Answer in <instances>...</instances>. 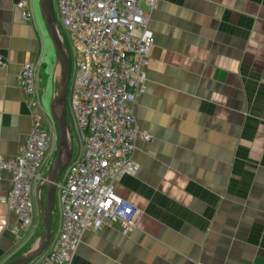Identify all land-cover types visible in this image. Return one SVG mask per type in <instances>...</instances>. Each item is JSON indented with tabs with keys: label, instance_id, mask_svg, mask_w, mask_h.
<instances>
[{
	"label": "crops",
	"instance_id": "1",
	"mask_svg": "<svg viewBox=\"0 0 264 264\" xmlns=\"http://www.w3.org/2000/svg\"><path fill=\"white\" fill-rule=\"evenodd\" d=\"M17 2L0 0V55L9 61L0 73V156L20 153L36 103L53 130L45 179L57 151L50 105L61 65L42 0H29V20ZM138 2L155 43L133 110L152 139L137 141L136 169L116 191L142 216L128 234L119 225L87 230L71 264H264V0ZM29 62L37 64L34 96L19 84ZM12 187L11 174L0 172V264L31 252L43 234V180L33 193V226L20 242L13 232L19 218L2 202ZM61 225L56 188L46 252Z\"/></svg>",
	"mask_w": 264,
	"mask_h": 264
},
{
	"label": "built area",
	"instance_id": "2",
	"mask_svg": "<svg viewBox=\"0 0 264 264\" xmlns=\"http://www.w3.org/2000/svg\"><path fill=\"white\" fill-rule=\"evenodd\" d=\"M155 8L156 0H146ZM29 0H18L25 20ZM63 27L68 31L78 73L71 88L70 108L82 146L79 157L57 184L62 225L53 248L36 264H71L87 230L119 225L128 234L138 227L142 210L121 197L116 185L133 173L131 157L137 141H150L138 126L133 106L144 91L146 69L155 43L149 16L138 0H58ZM9 61L0 55V73ZM36 63H25L19 84L29 95L37 89ZM31 129L17 156H0V172L12 176L13 187L2 199L16 213L17 242L33 226V193L44 182L41 169L53 140L42 115L31 103Z\"/></svg>",
	"mask_w": 264,
	"mask_h": 264
},
{
	"label": "water",
	"instance_id": "3",
	"mask_svg": "<svg viewBox=\"0 0 264 264\" xmlns=\"http://www.w3.org/2000/svg\"><path fill=\"white\" fill-rule=\"evenodd\" d=\"M41 13L61 65V80L58 91L50 105V112L58 131L57 151L51 172L43 182V186L46 188V205L45 208L42 207L43 234L39 244L31 252L18 256L5 264H31L50 247L53 241V217L57 184L73 159V138L67 120V95L72 73L71 53L57 24L52 0H42Z\"/></svg>",
	"mask_w": 264,
	"mask_h": 264
},
{
	"label": "rangeland",
	"instance_id": "4",
	"mask_svg": "<svg viewBox=\"0 0 264 264\" xmlns=\"http://www.w3.org/2000/svg\"><path fill=\"white\" fill-rule=\"evenodd\" d=\"M52 3H53L54 11H55L57 24L60 28L63 40L65 41V44L71 53V59H72V73H71V79H70V83H69V87H68V95H67V110H68L67 120H68L69 127H71V129H72L71 133H72V138H73V160H75L76 157L78 156V154L80 153L81 146H82L80 137L78 135V132H77L75 124H74L73 114H72V111L70 108L71 88H72V85H73L75 78L77 76V73H78L77 59L74 55V50H73V46H72V43L70 40V35L61 23L60 14L58 11V0H52ZM44 128L50 134V136L53 140V130L50 128V125L47 123V121H46V126Z\"/></svg>",
	"mask_w": 264,
	"mask_h": 264
}]
</instances>
